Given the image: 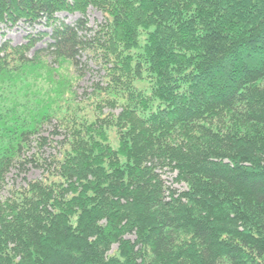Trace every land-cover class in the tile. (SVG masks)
<instances>
[{"label": "trees", "instance_id": "trees-1", "mask_svg": "<svg viewBox=\"0 0 264 264\" xmlns=\"http://www.w3.org/2000/svg\"><path fill=\"white\" fill-rule=\"evenodd\" d=\"M19 21L49 31L0 43V191L44 171L0 198V264H264V0H0Z\"/></svg>", "mask_w": 264, "mask_h": 264}, {"label": "rangeland", "instance_id": "rangeland-1", "mask_svg": "<svg viewBox=\"0 0 264 264\" xmlns=\"http://www.w3.org/2000/svg\"><path fill=\"white\" fill-rule=\"evenodd\" d=\"M56 17L64 21L65 23L72 24L75 22V20L80 17L78 13H69V12H59L56 14ZM88 26L90 27H96V25L103 21V17L101 15V12L93 7H89L86 14ZM49 31L48 27L44 25V23L35 24L32 26L27 25L26 23L19 21L16 22L14 25L10 24H0V43L4 40H8L13 45H18L21 43H24L26 41V37L31 34L37 36L39 31ZM48 39V37L42 39L41 41H38L36 47H43L46 43L45 41ZM48 41V40H47ZM84 60V58H83ZM89 66L91 68L90 71H87L84 74L83 79L79 83V87H77L78 93H84V92H90V85L93 81H96L99 79L100 70L98 69V66L92 63L91 61H88ZM107 109H104V112ZM114 112H117V110H114ZM43 135L47 137L46 144L43 145V147L40 149V155L44 158H48L51 155H54L56 153L57 147H58V141H60L63 138V135L61 133H53L52 127H47L43 131ZM35 149V148H34ZM42 167H35L32 165H29L26 172H20L16 169H12L9 174L7 175L5 179V186L3 187V190L0 191V198H3L8 195L10 188H15L20 185L25 184V179H35L40 178L43 172ZM161 178L164 179V181L167 182V184H171L178 190L185 189L184 183H177L174 181V174L169 172H161ZM165 183V185H167ZM134 234H128L127 238L133 240Z\"/></svg>", "mask_w": 264, "mask_h": 264}]
</instances>
